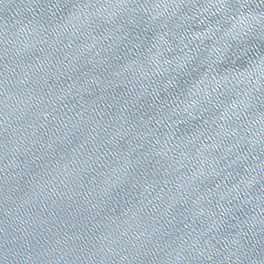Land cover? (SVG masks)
<instances>
[{
  "label": "water",
  "instance_id": "obj_1",
  "mask_svg": "<svg viewBox=\"0 0 264 264\" xmlns=\"http://www.w3.org/2000/svg\"><path fill=\"white\" fill-rule=\"evenodd\" d=\"M0 264H264V0H0Z\"/></svg>",
  "mask_w": 264,
  "mask_h": 264
}]
</instances>
